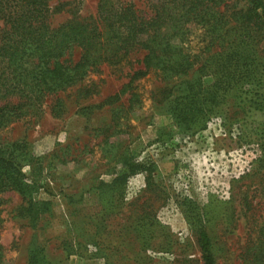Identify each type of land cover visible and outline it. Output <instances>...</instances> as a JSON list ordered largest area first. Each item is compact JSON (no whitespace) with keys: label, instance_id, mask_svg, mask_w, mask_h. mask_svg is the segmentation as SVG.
Wrapping results in <instances>:
<instances>
[{"label":"rangeland","instance_id":"rangeland-1","mask_svg":"<svg viewBox=\"0 0 264 264\" xmlns=\"http://www.w3.org/2000/svg\"><path fill=\"white\" fill-rule=\"evenodd\" d=\"M117 1L152 14L148 0ZM235 1L216 40L191 26L187 75L132 80L144 54L133 52L0 125V164L14 155L24 189L0 191V264H203L202 226L217 264H264V29H237ZM98 2L52 0L50 21L94 19ZM237 43L250 74L220 81ZM189 83L218 94L183 121L174 100Z\"/></svg>","mask_w":264,"mask_h":264},{"label":"trees","instance_id":"trees-1","mask_svg":"<svg viewBox=\"0 0 264 264\" xmlns=\"http://www.w3.org/2000/svg\"><path fill=\"white\" fill-rule=\"evenodd\" d=\"M51 1L0 0L3 23L0 100L17 99V103L7 102L0 107L2 126L26 116L32 108L40 109L48 94L81 82L102 63H119L133 52L144 51V54L139 62L141 67L131 75L132 80L153 71L165 76L187 75L196 62L184 46L191 26L203 27L216 40L229 22V5L225 0H148L151 15L139 11L133 4L99 0L96 18L73 17L54 26L50 21ZM240 2L241 6L233 4L230 15L239 23L237 29L241 25L246 29H264V0ZM239 43L216 53H221L225 57L223 61L229 63V70L222 74L220 81L226 82L227 78L233 82L241 74H250L249 69H242L247 58L240 51ZM76 49L80 51L78 59L73 58ZM190 83L185 94L174 100L173 112L183 121L189 118L186 114L190 112L212 110L218 94V90L210 91L202 84ZM133 96L135 94L130 98V109L136 102ZM16 160L11 155L0 164V191L4 185L24 191L15 185L21 182L17 180L22 174ZM127 176L126 173L115 178L114 182ZM198 241L203 264H217L206 227L199 229Z\"/></svg>","mask_w":264,"mask_h":264}]
</instances>
